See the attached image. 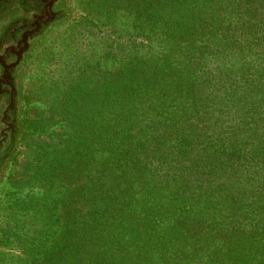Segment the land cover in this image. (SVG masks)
Masks as SVG:
<instances>
[{"label":"trees","instance_id":"trees-1","mask_svg":"<svg viewBox=\"0 0 264 264\" xmlns=\"http://www.w3.org/2000/svg\"><path fill=\"white\" fill-rule=\"evenodd\" d=\"M224 1L223 12L181 3L175 18L167 16L166 3L146 5L147 24L161 27L160 52L144 61L148 79L129 84L109 150L100 147L110 162L99 165L97 201L81 228L91 241H78L84 258L76 264H117L109 250L126 253L128 244L134 253L138 243L131 241H185L182 253L189 241H204L230 252L260 237L264 216L247 218L264 210L262 204L253 209L264 193V0ZM76 91L64 101L66 114L81 102ZM78 141L81 153L86 136ZM75 149L53 154L41 173L69 168ZM246 183L247 192L239 188ZM222 214L230 218L225 225L215 220ZM67 245L51 241L52 250L30 256L28 264H58ZM120 261L139 264L141 257Z\"/></svg>","mask_w":264,"mask_h":264},{"label":"rangeland","instance_id":"rangeland-1","mask_svg":"<svg viewBox=\"0 0 264 264\" xmlns=\"http://www.w3.org/2000/svg\"><path fill=\"white\" fill-rule=\"evenodd\" d=\"M148 2L157 7L166 3L169 18L176 17L181 3L213 5V10L222 12L226 7L224 0H73L77 21L55 32L34 54L25 80L24 133L0 186V264H28L30 256H40L46 247L52 250L51 241H68L58 264H76L84 258L78 241L81 245L91 238L81 229L88 224L83 215L90 214L97 201L99 165L106 167L111 156H101L100 147L109 150L114 116L127 110L129 84L148 79L144 61L160 52L161 27L145 21ZM133 68L136 74L131 76ZM74 90L81 102L75 113L66 114L64 101ZM83 134L88 148L81 154L78 140ZM68 146H76L70 151L73 165L63 171L52 166L54 173H41L42 168L48 169L53 154ZM259 184L257 180L255 185ZM239 188L247 192L248 184ZM257 200L253 209L261 204L264 209V193ZM262 216L264 210L247 219L255 217L259 222ZM215 220L225 225L230 218L222 214ZM260 226L258 239L244 241L230 252L204 241H189L186 253L181 252L185 241H131L132 246L138 243L134 253L126 244V253L111 249L108 255H115L117 264L132 256H140L143 264H264V222ZM70 241L76 244L70 245ZM170 243L174 248L168 250L166 244ZM141 249L150 250L151 256L145 257ZM186 254L194 255L192 262Z\"/></svg>","mask_w":264,"mask_h":264},{"label":"flooded vegetation","instance_id":"flooded-vegetation-1","mask_svg":"<svg viewBox=\"0 0 264 264\" xmlns=\"http://www.w3.org/2000/svg\"><path fill=\"white\" fill-rule=\"evenodd\" d=\"M73 0H0V186L24 133L25 80L34 54L77 21Z\"/></svg>","mask_w":264,"mask_h":264}]
</instances>
